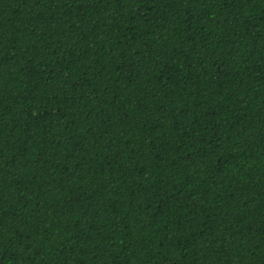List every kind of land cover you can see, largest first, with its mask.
I'll use <instances>...</instances> for the list:
<instances>
[{
    "label": "trees",
    "instance_id": "16d2710c",
    "mask_svg": "<svg viewBox=\"0 0 264 264\" xmlns=\"http://www.w3.org/2000/svg\"><path fill=\"white\" fill-rule=\"evenodd\" d=\"M0 264H264V0H0Z\"/></svg>",
    "mask_w": 264,
    "mask_h": 264
}]
</instances>
